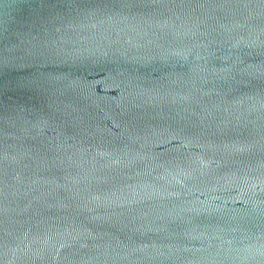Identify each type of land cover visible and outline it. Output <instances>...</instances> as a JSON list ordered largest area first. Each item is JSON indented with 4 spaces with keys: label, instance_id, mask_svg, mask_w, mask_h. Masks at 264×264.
Returning a JSON list of instances; mask_svg holds the SVG:
<instances>
[{
    "label": "water",
    "instance_id": "obj_1",
    "mask_svg": "<svg viewBox=\"0 0 264 264\" xmlns=\"http://www.w3.org/2000/svg\"><path fill=\"white\" fill-rule=\"evenodd\" d=\"M0 264H264V0H0Z\"/></svg>",
    "mask_w": 264,
    "mask_h": 264
}]
</instances>
